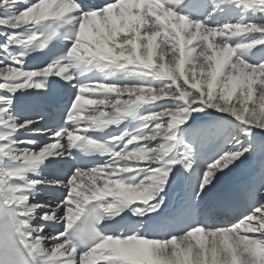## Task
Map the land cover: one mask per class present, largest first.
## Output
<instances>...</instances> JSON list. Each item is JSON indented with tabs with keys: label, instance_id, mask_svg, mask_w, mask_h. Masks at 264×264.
<instances>
[{
	"label": "bare ground",
	"instance_id": "1",
	"mask_svg": "<svg viewBox=\"0 0 264 264\" xmlns=\"http://www.w3.org/2000/svg\"><path fill=\"white\" fill-rule=\"evenodd\" d=\"M63 9L64 6L60 1L48 0L38 6H31L26 10V12H22L16 8L15 0H0V24H3L8 28L24 31L28 24L42 20L48 16L58 15ZM121 22H129L127 12H122L118 18L112 19L109 17L104 20V23H110L113 26H117ZM139 24L140 21H138V27ZM84 25L87 32L91 35V38L90 41L80 43V45L75 49L76 55H85L87 53L94 52L102 44L100 38L98 37V32L95 25H93L89 19L86 20ZM135 33L136 30L134 28L128 30V39L126 42H123L120 47L116 48L123 50V48L126 47L129 42L130 44L133 43V35ZM137 40H139V37ZM128 53L135 54V49L133 48L132 50H123L122 53L116 55V59L123 60L124 64L128 66L132 63L130 59L132 56ZM108 59H110L109 55ZM138 59L141 61V58L137 57L136 60ZM187 60L189 62L194 61L195 55L193 53L188 54ZM205 62H207V58L204 60V55H201L199 57V62L196 61L192 66L186 67V69L181 74H179L176 70V62L169 58H163L162 63L165 68L163 75H165L168 79H166L165 82L159 81L153 77L156 70H146L145 74L149 73L150 75L145 77V81L150 85L161 83L163 86L161 92L164 94V98L174 97L180 100V102L182 100V102L188 104V106L196 105L198 107H202L203 115L197 116L192 114V119L188 120L187 122L197 121V119L201 116H204V114L209 117H218L228 113L244 121L247 125L251 126L252 130H256L257 132L259 131L260 136L264 137V81L259 79L254 73L245 71V68L238 64L232 65L230 69L225 74H223L218 66L217 68L214 66L207 68ZM4 69L5 68L0 65L1 90H17L19 85L16 84L27 83L29 81V76L27 74ZM251 71L257 72L255 69H252ZM175 82L179 83L183 89L189 87L191 89L189 93L191 94L185 92L183 89H181L182 92L180 93L178 89H175ZM155 91V88H153L149 93L146 91L142 94V97L151 98L148 97L147 94L154 96L156 94ZM137 95L138 100L136 102L127 100L125 101V104L127 106L138 105L139 93L133 94L132 91H130L131 97H135ZM101 107L103 111H109L111 109L116 110L115 107L109 108L106 105H102ZM94 109L95 108L93 107V110ZM5 114V109L0 97V158H5L7 164V168L5 170L0 168V174L5 173L11 176L13 173H15V171L11 170V168L30 162L32 154L30 152L21 151L17 148L16 141L12 134L14 132V126L12 123L9 125L4 121ZM168 115L172 117V120L168 123L163 120V125L159 124L160 118L159 116H155L146 124L145 129H149L146 136L150 133L155 134V138H151L149 140V143L153 147V151L157 149L170 150L174 145L173 140L169 135H166L165 132L167 130L169 133H173L178 126V122L184 120V118H181V116L177 118L175 111L170 112ZM194 116L197 117L194 118ZM241 130L244 131L243 128ZM137 143H140V140L138 138H134L133 140L128 141L127 145L135 148ZM148 156L149 155L142 157V163L144 164L145 168L150 169L149 184L141 188H124L128 191V197L122 199V201L125 203H139L138 210L140 213H143L146 209H148L147 197L156 194L160 189L159 180L155 177V171L151 168L150 163L147 161ZM240 159H243V156H241ZM235 160V157H231L229 160H225L224 162L223 160L219 161V169L215 170L218 171L217 174L210 172L204 180L203 192L205 194L220 188V185L227 181V178L229 177L228 174H240L239 166L242 163V160ZM193 170L194 167L188 164L181 171L186 175H191ZM23 173L24 172L20 171L19 174L22 175ZM196 173L197 172L195 171L194 174ZM114 188L115 187H113V189ZM19 189L20 187L17 186L5 188V194L10 201L20 202L23 204L25 202V192ZM98 194L99 193L95 195ZM112 204H116L115 201H113ZM253 224H256L255 220ZM259 225L264 226V219L260 221ZM257 230H259L257 231V234L259 235H262L264 232V228ZM247 235L248 232L244 234V236ZM239 237L240 236L238 234L237 236L228 234L227 236H223L222 239L221 236H219L208 240L204 244L196 241V239L190 240L188 238H185L183 241L174 244V246L172 245L174 242H172L167 247L157 249V257L159 258L156 260V264H199L200 262H208L209 259L218 258V255L215 254V247H219V245L223 242H225L227 245V242L238 240ZM241 240L244 239L241 237ZM238 241L240 243H238V245L242 246L243 249L247 252H250V254L246 256L243 254L242 250H233V255H230L235 262L238 263L239 259L242 262H248L246 264H262L261 261L258 260L260 257H257V255L260 253L259 245L257 244L255 246L257 241L252 240V238L247 239L246 241ZM146 244L147 242L143 240L131 241L128 246H118L117 254L119 256L136 258L137 255L135 253L137 249L139 247H145ZM31 245L37 251L40 258L46 261L48 264H61L59 260V258H61V250L58 247L45 249V244L42 242L40 243L37 240H33ZM219 249L221 248L219 247ZM222 250L225 249L223 248L221 251ZM227 259L229 260V258Z\"/></svg>",
	"mask_w": 264,
	"mask_h": 264
},
{
	"label": "rangeland",
	"instance_id": "2",
	"mask_svg": "<svg viewBox=\"0 0 264 264\" xmlns=\"http://www.w3.org/2000/svg\"><path fill=\"white\" fill-rule=\"evenodd\" d=\"M5 70V69H4ZM199 109H201V110H203L202 109V107H199ZM192 117V114L189 116V120L190 119H192L191 118ZM197 116H194V118H196ZM246 237H249V239H251L252 237H250V234L248 233V235L246 236ZM240 238V239H239ZM238 238V240H240V241H246L247 240V238L245 239V238H242V239H244V240H241V236ZM238 240H234V241H229V242H227V245H226V243L225 242H223V243H221L220 245H219V247L221 248V249H225V250H222L221 251V249H219V247H215V254H217L218 255V260L217 259H209L208 260V262L210 261V260H213V261H215V262H218L219 264H233V262H232V257H231V255L230 254H232L233 255V252L235 251V250H239V249H237L238 247L237 246H240V245H238V243H239V241ZM234 242V243H233ZM236 242V243H235ZM231 243V244H230ZM236 244H237V246H236ZM240 244V243H239ZM224 245V246H223ZM230 245V246H229ZM227 247H228V249H227ZM231 247V248H230ZM234 248V249H233ZM227 249V250H226ZM219 250V251H218ZM229 250V251H228ZM234 250V251H233ZM221 251V252H220ZM226 252V253H225ZM225 254V255H224ZM224 255V256H223ZM222 256V257H221ZM223 257H225V258H223ZM229 258V260L227 259V258ZM230 257H231V259H230ZM257 257H260V254H258L257 255ZM261 261V263L262 264H264V258L263 259H261L260 260ZM204 262H200L199 264H203ZM246 263H248V262H246Z\"/></svg>",
	"mask_w": 264,
	"mask_h": 264
}]
</instances>
